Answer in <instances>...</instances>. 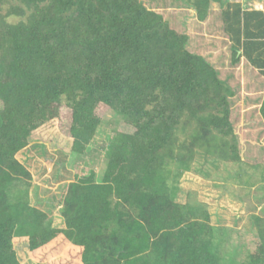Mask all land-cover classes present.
I'll use <instances>...</instances> for the list:
<instances>
[{
	"label": "trees",
	"instance_id": "1",
	"mask_svg": "<svg viewBox=\"0 0 264 264\" xmlns=\"http://www.w3.org/2000/svg\"><path fill=\"white\" fill-rule=\"evenodd\" d=\"M213 1L223 4L172 0L199 21ZM256 14L227 2L219 27L231 64L244 56L264 75V42L254 41L264 31L250 28ZM190 41L143 0H0V264H22L20 243L42 264L236 263L229 230L212 223L208 203L196 190L178 200L181 179L198 155L214 166L233 161L231 195L244 200L264 187V162H246L253 141L240 147L236 89ZM109 110L123 128L106 136L100 171L78 175L47 202L62 205L55 224L38 206L39 187L32 203L33 176L17 155L66 112L72 153L91 154ZM259 111L264 126V94ZM254 218L260 242L239 264H264V215Z\"/></svg>",
	"mask_w": 264,
	"mask_h": 264
},
{
	"label": "rangeland",
	"instance_id": "2",
	"mask_svg": "<svg viewBox=\"0 0 264 264\" xmlns=\"http://www.w3.org/2000/svg\"><path fill=\"white\" fill-rule=\"evenodd\" d=\"M143 2L162 13L164 18L172 25H176L179 30L190 34L189 49L211 60L221 71V76L235 87L237 93L233 98L235 104L232 119L239 136L240 147L243 149L247 141L252 140V149L245 151L255 158L249 157L246 162L263 163L264 155L260 158L259 151L254 145L259 137L258 133L264 130L259 111L263 97L261 93L264 89L263 81L252 80L250 74L247 75L240 69L241 61L235 66L231 64L230 44L223 39L225 34L219 27L218 17L212 15L208 21L210 24L206 22L204 26V23L196 19L195 10L178 5L179 1L175 4L172 0H143ZM66 115L69 119L67 112ZM67 118H55L46 122L33 133L29 145L17 155L18 160L31 171L33 176L30 190L32 203L36 202V187H39L38 196L44 201L38 206L51 211L49 213L55 217V224L61 221L62 205L56 201L52 206L46 207L47 202L55 200L61 187L71 183L78 175L88 173L91 169L100 171L106 136L112 128H123L121 120L123 118L111 110L105 112L102 130L96 136L92 153L80 157L71 151L72 138L67 133ZM260 135L264 141L263 132ZM194 165L195 168L186 172L181 179L182 190L178 200L185 201L187 192L196 190L198 198L208 203L212 223L223 225L229 230L231 252L235 264H239L260 242L254 214L264 215V187L257 185L253 189L251 198L237 200L232 197L231 192H236L238 189L236 177L238 164L233 161L227 163L221 161L219 166H214L207 163L205 157L198 155ZM197 168H205L210 175L207 177ZM53 206L55 208H52ZM16 247L22 264H42L31 259L28 243H20Z\"/></svg>",
	"mask_w": 264,
	"mask_h": 264
},
{
	"label": "crops",
	"instance_id": "3",
	"mask_svg": "<svg viewBox=\"0 0 264 264\" xmlns=\"http://www.w3.org/2000/svg\"><path fill=\"white\" fill-rule=\"evenodd\" d=\"M223 4H220L216 1H213L208 9V13H207V19H205L204 21H199L197 18V20L199 22L204 23V26H206V22L210 24V17L212 15H216L218 17V15L220 14L221 8H224L227 5V2H235L240 4L242 10L244 11H258L261 12L262 14H256L252 17V21H251V29L257 31H264V0H222ZM195 10V9H193ZM196 13V11H195ZM220 20H219V26H220ZM224 40H227V42L229 43L228 37L225 36V38L223 37ZM255 42H264V37H256V39L254 40ZM255 55V52L253 53ZM254 57V56H253ZM261 59V57H260ZM241 63L242 66L240 67L241 70H244V72L248 75L250 74V77L252 80L257 79L259 82L264 81V75L263 73H261V69L258 67H254L253 65H248V60L242 56L241 57ZM248 72V73H247ZM257 91V90H256ZM262 94H264L263 90L261 91ZM260 105V104H259ZM260 107V106H259ZM261 116V113H260ZM262 118V116H261ZM262 120V119H261Z\"/></svg>",
	"mask_w": 264,
	"mask_h": 264
}]
</instances>
